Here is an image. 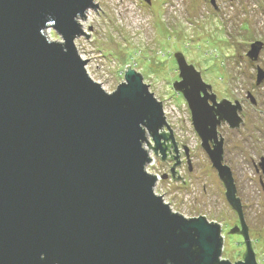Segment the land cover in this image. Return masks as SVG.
Returning <instances> with one entry per match:
<instances>
[{"label": "water", "instance_id": "water-1", "mask_svg": "<svg viewBox=\"0 0 264 264\" xmlns=\"http://www.w3.org/2000/svg\"><path fill=\"white\" fill-rule=\"evenodd\" d=\"M96 7L0 0V264H231L220 259L218 225L173 213L154 193L143 142L152 149L150 134L164 158L168 137L158 133L162 105L141 75L127 65L109 94L87 73L74 40L84 34L77 19ZM49 28L60 41L47 38ZM260 49L255 42L248 57ZM174 56L180 80L172 89L241 217L217 134L221 123L240 126L241 105L218 102L194 66ZM263 79L258 69L257 84Z\"/></svg>", "mask_w": 264, "mask_h": 264}, {"label": "rangeland", "instance_id": "rangeland-1", "mask_svg": "<svg viewBox=\"0 0 264 264\" xmlns=\"http://www.w3.org/2000/svg\"><path fill=\"white\" fill-rule=\"evenodd\" d=\"M216 3L218 10L209 0H150L149 4L143 0H92L97 7L87 9L85 20L83 16L77 19L89 37L82 34L74 44L80 58L87 60L90 78L107 93L124 83L128 65L161 102L178 151L189 152L190 165L185 160L174 165V178H182L176 180L170 171L174 161H160L152 149L143 146L151 159L146 168L158 177L155 195L173 213L187 219L203 216L220 225L221 259L231 263L240 260L245 250L241 237L227 233L238 223V216L201 148L186 102L172 89L178 78L174 53L194 66L218 100L241 102L240 126L231 129L224 123L218 131L225 141L224 163L234 176L254 258L264 264V188L253 168V162L264 157V79L257 84L258 69L264 74V0ZM45 35L60 41L51 28ZM255 42L262 48L253 62L247 53ZM249 95L256 100L255 106Z\"/></svg>", "mask_w": 264, "mask_h": 264}, {"label": "flooded vegetation", "instance_id": "flooded-vegetation-1", "mask_svg": "<svg viewBox=\"0 0 264 264\" xmlns=\"http://www.w3.org/2000/svg\"><path fill=\"white\" fill-rule=\"evenodd\" d=\"M230 1H234V0H230ZM211 6L215 9V10H218V7H217V3H216V0H209ZM262 48V47H261ZM261 51V50H260ZM259 51V53H260ZM258 53V54H259ZM248 56V55H247ZM249 58V57H248ZM258 59V57H257ZM254 60V59H251V61L255 62L257 61ZM256 68L258 69V66H256ZM177 73L179 74L178 72V69H177ZM179 77L177 78L176 81H179ZM175 82V81H174ZM173 84V83H172ZM178 94V93H177ZM223 100V99H222ZM251 100L250 102L252 103V105H256V100L252 97V99H249ZM217 101L219 102L220 100L217 99ZM229 101V100H228ZM232 102L234 101H238L241 105V112H240V116L242 115V112H243V108H242V104L239 100H230ZM222 125H224V123H221L218 127H217V134L219 136V138H222L223 140V146H224V138L223 136L219 133V127H221ZM161 130V132L159 133L160 135H163V136H166L168 137L167 139L163 138L161 139V144L163 145L164 147V150H165V157L162 158V155L160 154L159 151L155 152L154 151V145L152 147L153 151H154V155L158 156V159L160 161H164V160H173L176 167L180 166V164L183 162V160H185L189 165H190V159H189V152L186 150L184 155L181 154L179 151H178V147H177V144L174 140V138L172 137V133H171V129L169 127V124L168 122L166 121V118L164 117V124L162 125L161 128H159ZM149 135V134H148ZM152 140V138H151ZM153 142V140H152ZM154 144V143H153ZM200 145H201V141H200ZM209 145L210 147H212L214 145V142H209ZM202 148V147H201ZM203 150V148H202ZM204 151V150H203ZM205 152V151H204ZM206 154V152H205ZM207 156V154H206ZM223 163H224V151H223ZM208 157V156H207ZM209 159V157H208ZM225 164V163H224ZM227 165V164H225ZM212 166V165H211ZM228 166V165H227ZM229 167V166H228ZM213 168V167H212ZM230 168V167H229ZM253 168H254V171L255 173L257 174L258 176V179H259V183H260V186L262 187V189L264 188V157H260L259 158V162H257V164L255 162H253ZM214 169V168H213ZM215 170V169H214ZM231 170V168H230ZM216 171V170H215ZM172 173H173V169H172ZM231 173H232V170H231ZM152 176V175H151ZM232 176H233V173H232ZM154 177V176H153ZM219 178V177H218ZM233 179H234V176H233ZM158 180L156 179V182ZM235 182V181H234ZM223 184V183H222ZM225 190V189H224ZM239 200L240 198L237 197ZM240 203H241V200H240ZM241 207H242V210H243V206H242V203H241ZM237 216H238V223L235 224V226L230 229V232H232L231 234H235L236 236H239L243 239V244L245 245V250L243 252V254L241 255V259L236 261V262H230L231 264H234V263H237V262H241V263H248V262H253V264H258L256 262V259L254 258V252H253V249H252V246L251 244L248 242V228L243 220V211H242V214H241V217L239 216V214L236 212ZM200 217V216H199ZM203 217V216H202ZM197 218V217H196ZM205 218V217H204ZM191 219V218H189ZM206 219V218H205ZM207 220V219H206ZM208 221V220H207ZM211 223V222H209ZM212 224H216V223H212ZM218 225V224H216ZM219 228H220V236H221V226L218 225ZM223 242L222 238H221V243ZM222 247V245H221ZM222 252V251H221ZM220 259H221V253H220ZM223 260V259H221ZM227 261V260H225ZM249 264V263H248Z\"/></svg>", "mask_w": 264, "mask_h": 264}, {"label": "built area", "instance_id": "built-area-1", "mask_svg": "<svg viewBox=\"0 0 264 264\" xmlns=\"http://www.w3.org/2000/svg\"><path fill=\"white\" fill-rule=\"evenodd\" d=\"M160 103H161V102H160ZM161 105H162V104H161ZM163 116L165 117L164 113H163ZM160 132H161V130L159 129L158 133H160ZM145 140H146L149 144H151V142H152L151 137H149L148 134H147V138H146ZM143 146H144V147H148V146L146 145L145 141L143 142ZM151 147H153L152 144H151ZM150 150H151V149H150ZM148 165H150V161L147 163L146 166H148ZM146 172H147L149 175H152V176H155V177H156V175L152 174L151 172L149 173L147 168H146ZM156 179L158 180V177H156ZM154 193H156L155 189H154Z\"/></svg>", "mask_w": 264, "mask_h": 264}]
</instances>
